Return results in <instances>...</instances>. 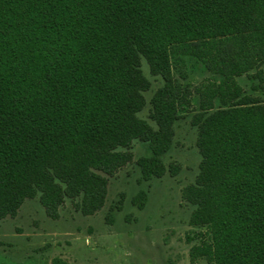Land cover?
<instances>
[{
	"label": "trees",
	"instance_id": "obj_1",
	"mask_svg": "<svg viewBox=\"0 0 264 264\" xmlns=\"http://www.w3.org/2000/svg\"><path fill=\"white\" fill-rule=\"evenodd\" d=\"M178 56L215 78L191 118L200 162L182 199L206 230L191 264H264V0H0V219L34 198L52 220L67 199L94 215L134 141L151 152L136 160L138 182L164 176L190 104ZM143 59L160 81L150 122L138 116L151 88ZM146 201L144 190L132 199Z\"/></svg>",
	"mask_w": 264,
	"mask_h": 264
},
{
	"label": "rangeland",
	"instance_id": "obj_2",
	"mask_svg": "<svg viewBox=\"0 0 264 264\" xmlns=\"http://www.w3.org/2000/svg\"><path fill=\"white\" fill-rule=\"evenodd\" d=\"M172 67L191 95L190 104L179 107L172 148L163 158L165 175L138 182L136 160L151 152L146 143L134 141L133 160L108 177L105 205L94 215H81L67 199L59 218L52 220L34 198L25 200L14 218L0 219V264H53L55 258L67 264H191L189 250L206 231L189 225L192 206L182 199V190L194 183L200 162L191 118L198 111L197 89L215 78L190 56L173 58ZM141 69L151 88L144 93L146 106L138 116L150 122L149 100L160 81L149 74L144 59ZM237 81L246 93L262 95L252 89L256 80L243 76ZM169 167L175 169L173 174ZM140 190L147 193L142 209L132 203ZM196 263L206 264L204 259Z\"/></svg>",
	"mask_w": 264,
	"mask_h": 264
}]
</instances>
